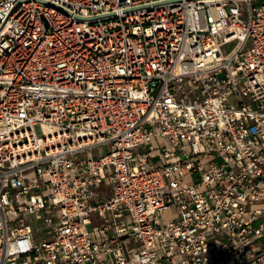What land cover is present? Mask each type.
<instances>
[{
	"label": "built area",
	"instance_id": "built-area-1",
	"mask_svg": "<svg viewBox=\"0 0 264 264\" xmlns=\"http://www.w3.org/2000/svg\"><path fill=\"white\" fill-rule=\"evenodd\" d=\"M0 264H264V0H0Z\"/></svg>",
	"mask_w": 264,
	"mask_h": 264
},
{
	"label": "rangeland",
	"instance_id": "rangeland-1",
	"mask_svg": "<svg viewBox=\"0 0 264 264\" xmlns=\"http://www.w3.org/2000/svg\"><path fill=\"white\" fill-rule=\"evenodd\" d=\"M231 45H232V43H228V44H226L223 48L225 49V50H227V49H229L230 47H231ZM30 217H32V215H30ZM168 217V214H164V215H161L160 216V219L161 220H163V218L164 219H166ZM36 226H39V231H38V233H37V235H36V240L38 241V240H40L41 239V237L44 235L43 234V229L41 228V223H40V221L37 223V225H34L33 224V227L34 228H36Z\"/></svg>",
	"mask_w": 264,
	"mask_h": 264
}]
</instances>
